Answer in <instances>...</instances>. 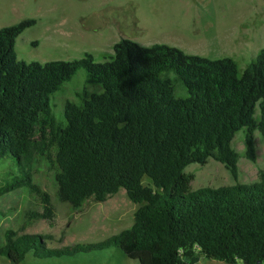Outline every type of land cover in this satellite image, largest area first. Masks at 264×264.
I'll return each instance as SVG.
<instances>
[{
	"label": "trees",
	"instance_id": "trees-1",
	"mask_svg": "<svg viewBox=\"0 0 264 264\" xmlns=\"http://www.w3.org/2000/svg\"><path fill=\"white\" fill-rule=\"evenodd\" d=\"M36 24L26 19L0 30V161L15 159L20 173L0 196L27 189L42 203L41 212L26 213L19 231L6 232L0 256L22 264L30 253L48 260L119 249L138 264H198L202 258L264 264V171L250 186L197 191L191 188L195 175L186 173L213 159L238 180L241 156L232 144L242 130L246 157L257 162L264 50L244 72L230 58L214 61L127 39L104 63L91 54L66 62L20 61L17 39ZM80 70L101 92L85 89L80 103L67 102L58 120L50 100ZM178 82L189 97H177ZM39 159L55 170L61 203L79 210L125 190L139 206L134 224L101 243L62 249L48 247L52 235L20 234L34 221L55 218L51 197L33 181Z\"/></svg>",
	"mask_w": 264,
	"mask_h": 264
},
{
	"label": "rangeland",
	"instance_id": "rangeland-1",
	"mask_svg": "<svg viewBox=\"0 0 264 264\" xmlns=\"http://www.w3.org/2000/svg\"><path fill=\"white\" fill-rule=\"evenodd\" d=\"M26 19L37 22L16 42L18 59L27 63L74 61L87 54L104 63L114 55L115 45L127 39L143 47L166 45L214 61L230 58L244 72L264 50V0H0V30ZM171 78L176 76L172 74ZM87 80V72L80 70L52 96L50 105L58 120L63 118L67 102L80 103L79 94L85 89L91 94L101 92ZM176 95L190 96L180 82L176 83ZM256 117L260 118L259 109ZM245 135V130L238 132L232 144L241 156L238 180L211 159L205 166L192 164L186 169V173L195 175L193 191L250 186L261 181L264 135L256 133V163L246 157ZM19 175L15 159L0 161V191ZM33 181L51 197L55 218L52 223L34 221L20 234L52 235L50 249L101 243L134 224L139 206L129 200L125 190L104 203L91 199L74 210L58 200L55 170L45 160L35 164ZM143 184L153 186L148 178ZM41 211V200L27 189L1 195L0 247L6 243V232L20 230L27 212ZM128 251L110 249L48 260H37L30 253L22 264H138L128 257ZM0 264L9 262L0 256ZM202 264L225 263L203 258Z\"/></svg>",
	"mask_w": 264,
	"mask_h": 264
},
{
	"label": "crops",
	"instance_id": "crops-1",
	"mask_svg": "<svg viewBox=\"0 0 264 264\" xmlns=\"http://www.w3.org/2000/svg\"><path fill=\"white\" fill-rule=\"evenodd\" d=\"M203 258L201 259V261L198 264H202Z\"/></svg>",
	"mask_w": 264,
	"mask_h": 264
}]
</instances>
